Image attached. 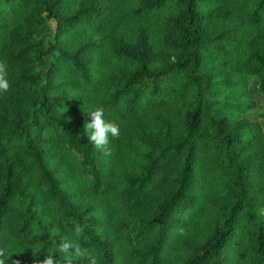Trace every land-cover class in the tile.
<instances>
[{
  "label": "trees",
  "instance_id": "trees-1",
  "mask_svg": "<svg viewBox=\"0 0 264 264\" xmlns=\"http://www.w3.org/2000/svg\"><path fill=\"white\" fill-rule=\"evenodd\" d=\"M0 61L6 264H264V0H0Z\"/></svg>",
  "mask_w": 264,
  "mask_h": 264
},
{
  "label": "clouds",
  "instance_id": "clouds-1",
  "mask_svg": "<svg viewBox=\"0 0 264 264\" xmlns=\"http://www.w3.org/2000/svg\"><path fill=\"white\" fill-rule=\"evenodd\" d=\"M11 85L8 80V67L6 62L0 61V95L7 93ZM91 119L84 124L85 132L89 141L93 146L105 155H110V137L115 139L120 135V126L114 121H109L104 118L105 112L103 107H96L94 110L87 113ZM187 214H185V219ZM183 234L184 229L177 230ZM83 234V227L77 226L73 233V238L64 241L60 245V251L74 256L84 264H97V259L92 253L78 243L79 237ZM72 250L71 252L69 250ZM13 255L8 254L6 249L0 248V264H6V261L11 260ZM12 264H21L20 260H13ZM36 264H58L53 255H46L42 261H37Z\"/></svg>",
  "mask_w": 264,
  "mask_h": 264
},
{
  "label": "rangeland",
  "instance_id": "rangeland-1",
  "mask_svg": "<svg viewBox=\"0 0 264 264\" xmlns=\"http://www.w3.org/2000/svg\"><path fill=\"white\" fill-rule=\"evenodd\" d=\"M49 30L46 29L45 32H48ZM249 93L251 94L253 100L256 103L255 108L249 112L248 115H246V117L250 120L253 121H258L262 124L263 128H264V121H262V119L260 118V114L264 111V96H262L259 93V86H258V82L257 79H250L249 81ZM263 216H264V212H263Z\"/></svg>",
  "mask_w": 264,
  "mask_h": 264
}]
</instances>
